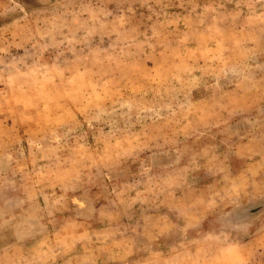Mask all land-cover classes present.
<instances>
[{"label": "rangeland", "instance_id": "rangeland-1", "mask_svg": "<svg viewBox=\"0 0 264 264\" xmlns=\"http://www.w3.org/2000/svg\"><path fill=\"white\" fill-rule=\"evenodd\" d=\"M0 264H264V0H0Z\"/></svg>", "mask_w": 264, "mask_h": 264}]
</instances>
